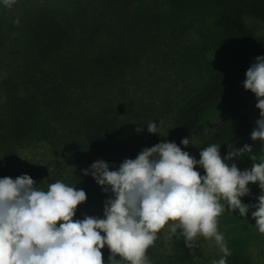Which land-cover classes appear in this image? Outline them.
<instances>
[{
    "label": "trees",
    "instance_id": "1",
    "mask_svg": "<svg viewBox=\"0 0 264 264\" xmlns=\"http://www.w3.org/2000/svg\"><path fill=\"white\" fill-rule=\"evenodd\" d=\"M148 1L89 0V3L95 4V8L99 6L101 10L90 16L93 9L90 13L77 9L76 18L80 16L82 19L78 22L75 18V20L72 19L74 22H71L69 19L62 18L59 11L63 7L56 8L54 3H44V0H27V5H23L22 0L20 5L22 10L16 14L15 26L6 21L4 13L0 16V20L5 25L10 23L8 30L14 31L15 38L20 37L24 40L35 62L37 64L40 61L44 62V65H47L45 71L48 73L51 71V66L62 68L74 64L77 74L71 77V81H75L73 84H78L80 87L82 86L79 83L83 80L86 83L101 86L104 82L110 81L111 75L116 74L117 78H121L120 75H124L122 72L120 74L114 71L111 74L110 66H108L110 63L114 66L117 64L125 66L124 63L128 58L126 65L128 67L137 59H142L146 67L154 64L157 58L156 43L163 37L166 40L165 47L168 46L170 51L166 49L167 47L165 48L166 55L163 54L165 61L161 60L159 64L163 62L166 66L168 63L175 64L181 61V68L193 72L191 79L196 78L200 61L194 51V41L185 40V44L180 45L181 40L178 34L180 30L174 31V28L179 26L173 27L172 31L166 35L161 33L159 29L164 22L163 15L149 10ZM184 5L179 14L180 17L184 10H188L187 5ZM253 6L255 8L257 6L258 17L264 20V0H255ZM128 19L144 24L142 28L145 29L143 33L146 41L144 45L139 43L131 51L138 52L135 56L126 57V54L112 51L111 46L105 44L103 34L107 35L108 25L112 27V31H123ZM12 21L14 22L13 19ZM219 22L232 34L229 52L225 53L223 63L211 72L207 80L189 87L191 92L187 90L181 94V97L178 95V100L171 103V106L170 101L167 102L168 97L160 99L159 106L165 107L167 118L160 127V134L157 135L154 145L174 142L191 156L194 132L202 115L216 104H220L224 115L214 122L204 137L203 148L212 144L220 145V154L226 157L231 150L229 145L231 148L239 149L245 144H250L252 148L250 153L245 152L242 156L226 161L229 165L234 163L243 171L251 169L253 162H259V158L264 156V141H253L250 137L258 119L246 108L242 90L246 70L256 62L257 56H264V30L254 31L242 18L241 10L231 5H226L219 11ZM154 25L157 32L154 31ZM0 36L3 35L0 34ZM98 41L102 42L100 49L95 47V42ZM59 77L60 82L57 84L54 82L56 87L51 82L50 85H46L50 87V98H48L49 89L36 82H32L22 95L9 90L10 94L5 100L4 110L0 113V148L10 149L25 142L32 143V146L38 144L70 149L82 142L85 147H88L90 158L84 160V165L80 168L76 165L69 177H72L74 187L85 191L86 200L77 206L74 219H83L85 215L103 218L105 203L114 196L110 189L106 192L103 190L104 186L97 184L90 171L85 175L83 170H90V165L98 160L107 162L109 170H117L120 163L126 159L119 139H125L130 132L123 134L121 119L118 120L110 115L104 105L100 104L99 108H91L87 103L82 104L78 100L69 102L70 100L64 97L66 91H64L63 83L68 82L70 78L67 73H61ZM124 122H127V117L124 118ZM183 138L189 139L187 146L181 144ZM71 155L75 156L74 163L78 161L79 156H76L75 152ZM249 156H255L257 159L252 161ZM198 172L201 175L205 174L202 167ZM248 187L250 193L240 199L242 203L254 205L257 202L254 201L253 194L261 192V189L258 183H249ZM254 210L255 208L250 207L245 217H241L238 210L233 211L239 227L244 219L247 222L249 218H253L250 214ZM232 236L233 238L231 239L230 235L229 239L238 242L235 233ZM178 239L182 243L183 239ZM101 252L105 264H110L108 247L105 246ZM155 256L161 260L160 254ZM189 256L188 249H180L176 252V264H189ZM231 260V264H237L238 260L235 256H232Z\"/></svg>",
    "mask_w": 264,
    "mask_h": 264
},
{
    "label": "clouds",
    "instance_id": "2",
    "mask_svg": "<svg viewBox=\"0 0 264 264\" xmlns=\"http://www.w3.org/2000/svg\"><path fill=\"white\" fill-rule=\"evenodd\" d=\"M15 2L3 0L9 8ZM245 76L243 86L255 94L260 110L250 137L264 141V56L256 57ZM147 130L158 133V125L148 123ZM189 142L181 140L185 146ZM229 147L222 157L220 145H209L196 160L176 143L162 142L144 148L135 159L126 158L117 170H109L103 160L95 161L84 174L90 171L97 184L114 196L106 201L103 218L74 219L86 193L64 182L56 181L45 191L27 174L0 178V264H105L101 252L105 246L110 264H150L147 250L165 226L170 235L180 229L189 248L200 236L213 240L223 256L212 264H227L232 253L218 231V217L225 208L238 210L241 217L255 208L251 215L264 234V194L254 205L240 199L250 193L249 183H258L264 193V156L241 171L226 161L250 153L251 145Z\"/></svg>",
    "mask_w": 264,
    "mask_h": 264
},
{
    "label": "rangeland",
    "instance_id": "3",
    "mask_svg": "<svg viewBox=\"0 0 264 264\" xmlns=\"http://www.w3.org/2000/svg\"><path fill=\"white\" fill-rule=\"evenodd\" d=\"M89 0H44V3H54L56 8L63 7L60 14L62 18L74 22L75 12L80 9L93 15L100 11V7L95 8ZM255 0H149L148 8L154 12L162 13L164 22L161 23L159 31L168 34L172 31L180 30V45L185 44L184 41H194V51L196 57L200 61L196 78L186 68H181V61L175 64L168 63L164 66L163 54L166 53L164 37L159 39L157 45V58L154 64L146 67L142 59H137L126 66H114L109 64L111 74L115 71L124 74L117 78L116 74L109 77L110 81L104 82L101 86L79 81L78 84L71 81V77L77 74L74 64L60 66H51V71H45L47 65L40 61L37 64L27 50L25 42L20 37L15 38L14 31H9V24H16V14L19 12L22 0L16 2L9 8L0 0V16L2 13L6 15V24L0 20V113L3 111L5 100L9 96V90L16 92L18 95L24 94L32 82H36L49 89L50 82L54 87L60 82L59 74L67 73L70 78L68 82L63 83L64 97L73 102L78 100L82 104L87 103L91 108H99L104 105L107 112L120 120L123 127V134L130 132L124 139H119L120 147L123 149L127 159H135L136 156L144 149L152 147L157 135L160 134V127L166 122L167 113L165 107L160 108L159 101L168 97V101L174 103L178 100V95L190 91L191 86L200 84L207 80L211 72L223 63L225 53L229 52V42L232 40L230 30L224 29L219 22V11L231 5L241 10L242 18L256 32L264 30V20L259 18L258 9L253 6ZM184 4L188 10H184L182 16L179 14L183 10ZM23 5H27V0H23ZM223 6V7H222ZM14 22L12 21V19ZM74 19V20H72ZM77 21H81V17L77 16ZM126 22L123 31H112V27L108 25L106 32L103 34L105 44H109L112 51L129 55H136L138 52L131 51L138 46L139 43L146 41L143 33V23L132 22L131 19ZM131 20V21H130ZM111 24V23H109ZM143 27V28H142ZM154 31L157 32L154 25ZM151 28V27H150ZM152 30V28H151ZM159 32V33H160ZM102 43V42H101ZM101 43L95 42V47L100 49ZM164 45V47H163ZM175 47V45H174ZM180 47V46H179ZM144 48V47H143ZM147 48V47H146ZM184 47H181V49ZM180 49V50H181ZM166 55V54H164ZM158 57L160 59H158ZM135 60V59H134ZM163 61L159 64L160 61ZM65 68L67 70L65 71ZM167 68V69H166ZM169 68V69H168ZM198 75V76H197ZM246 76L244 77V80ZM44 80V82L42 81ZM243 80V81H244ZM243 95L245 97L246 108L259 119L260 110L255 106L257 99L255 94L250 90H246L242 85ZM48 90V98L51 97ZM163 92V93H162ZM164 94L166 96L164 97ZM162 96V97H161ZM70 103V104H71ZM70 106V105H68ZM224 111L220 104H216L213 108L205 112L199 125L194 132V140L192 141L191 156L196 160L200 159V152L203 149V139L212 128L214 122L218 121ZM127 117V122L124 118ZM158 125V133H149L147 130L148 123ZM127 123V126H126ZM140 129V131H137ZM135 141V142H133ZM30 143H21L10 149L0 148V178L10 177L15 179L18 176L27 174L34 181L40 190L47 191L48 186L56 181L64 182L67 185L74 186V181L69 174L74 168L84 165V160L90 158L88 147L79 142L73 148H53L51 146L34 145ZM75 152L78 161L74 163L75 156L71 153ZM195 170L199 171L201 166L195 165ZM263 194L256 192L253 194L254 201L258 203V197ZM252 215L250 214V217ZM243 220L241 227L238 226L237 218L233 212L225 208L222 215L218 217V231L224 235L225 242L231 250V255L226 257L227 264H231V257L237 258V264H264V234H261L256 225L255 219L249 218L248 221ZM171 223V222H169ZM235 230V232H234ZM235 233L238 242L230 240ZM178 238H182V243ZM179 243V244H178ZM188 249L190 252L189 264H212L218 261L223 253L213 240H205L202 236L197 238L195 246L189 248L185 245L184 237L181 230L177 229L174 235H170L168 226L158 234V239L154 245L147 250V256L150 264H176V252L180 249ZM155 254L161 255V260Z\"/></svg>",
    "mask_w": 264,
    "mask_h": 264
}]
</instances>
